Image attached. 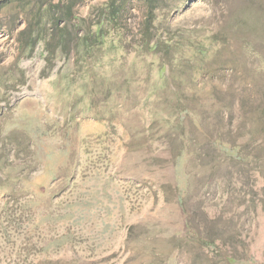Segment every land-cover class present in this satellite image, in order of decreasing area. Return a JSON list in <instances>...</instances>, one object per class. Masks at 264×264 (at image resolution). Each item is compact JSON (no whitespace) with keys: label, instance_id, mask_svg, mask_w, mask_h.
I'll return each mask as SVG.
<instances>
[{"label":"rangeland","instance_id":"374dc122","mask_svg":"<svg viewBox=\"0 0 264 264\" xmlns=\"http://www.w3.org/2000/svg\"><path fill=\"white\" fill-rule=\"evenodd\" d=\"M107 1L0 0V264H264V0Z\"/></svg>","mask_w":264,"mask_h":264},{"label":"trees","instance_id":"16d2710c","mask_svg":"<svg viewBox=\"0 0 264 264\" xmlns=\"http://www.w3.org/2000/svg\"><path fill=\"white\" fill-rule=\"evenodd\" d=\"M147 4H151V0H143ZM46 11L49 12L52 9V3H46ZM126 4L125 0H108L103 7L100 9V17L97 21L93 22L92 26L85 32L83 37L80 38L78 49L82 50L84 54L92 55V53L97 49L106 45L108 42V38L112 30H117L116 32H122V28H118L117 24L121 21L122 15V7ZM54 5V4H53ZM72 12V11H71ZM154 9L150 8V18L148 20V28H153L155 22V13ZM74 15V13H72ZM76 19V18H74ZM81 21V19H77ZM86 22L85 19H82ZM53 25L55 27H59V20H52ZM35 34V33H34ZM37 35V34H36ZM38 39V36H34ZM145 39V36H144ZM39 40V39H38ZM150 37L146 39V44L150 47L149 50L152 52H156L157 44L154 43L150 45L149 43Z\"/></svg>","mask_w":264,"mask_h":264}]
</instances>
